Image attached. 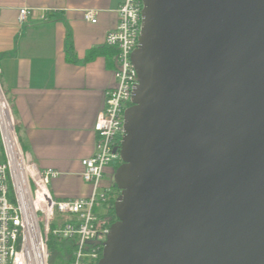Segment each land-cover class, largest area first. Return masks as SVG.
<instances>
[{"label":"water","instance_id":"obj_1","mask_svg":"<svg viewBox=\"0 0 264 264\" xmlns=\"http://www.w3.org/2000/svg\"><path fill=\"white\" fill-rule=\"evenodd\" d=\"M98 264H264V0H142Z\"/></svg>","mask_w":264,"mask_h":264},{"label":"crops","instance_id":"obj_2","mask_svg":"<svg viewBox=\"0 0 264 264\" xmlns=\"http://www.w3.org/2000/svg\"><path fill=\"white\" fill-rule=\"evenodd\" d=\"M124 1L0 0V84L23 150L40 170L63 174L50 186L60 200L90 191L81 162L94 154L93 124L115 83L116 50L104 42ZM20 8L29 12L23 25ZM86 11L95 12V24Z\"/></svg>","mask_w":264,"mask_h":264},{"label":"built area","instance_id":"obj_3","mask_svg":"<svg viewBox=\"0 0 264 264\" xmlns=\"http://www.w3.org/2000/svg\"><path fill=\"white\" fill-rule=\"evenodd\" d=\"M141 12L142 0H125L117 10L116 27L105 38L104 44L116 50L117 68L114 86L106 91L93 124L94 154L81 162L80 178L90 186L87 197L60 200L52 194L51 183L63 174L40 170L23 150L0 84V264H50L51 240L67 246L65 264H98L101 259L110 226L106 214H97L96 207L107 203L112 181L104 182L106 169L121 163L118 147L124 111L137 85L131 54L138 45ZM28 14L27 8L19 9L20 25L27 23ZM95 16L93 11L84 12V19L92 24Z\"/></svg>","mask_w":264,"mask_h":264},{"label":"trees","instance_id":"obj_4","mask_svg":"<svg viewBox=\"0 0 264 264\" xmlns=\"http://www.w3.org/2000/svg\"><path fill=\"white\" fill-rule=\"evenodd\" d=\"M112 49H113V48H112ZM90 54H91V53H90ZM119 140H121V137L119 138ZM120 164H121V163H119V162L114 163V164H113V166H114V170L117 169V168L120 166ZM113 188L118 192V194L116 195V196H118V195H119V191L117 190L116 186L114 185ZM116 198H117V197H114V198H112L110 201H107V204H108V206L110 207V211L112 212V214H113L114 216H115V214H114V208H113V206H114V202H115ZM115 218H116V217H115ZM116 220H117V219H115V221H116ZM115 221H108V225L111 226ZM57 245H59L58 248L63 249V252L67 250V246L65 245L64 242H62V241H57V240H51L49 247H50V250H52L53 253L56 252V254H58V255H60V254L62 253V252L58 253V250L56 251V248H57V247H55V246H57Z\"/></svg>","mask_w":264,"mask_h":264},{"label":"rangeland","instance_id":"obj_5","mask_svg":"<svg viewBox=\"0 0 264 264\" xmlns=\"http://www.w3.org/2000/svg\"><path fill=\"white\" fill-rule=\"evenodd\" d=\"M0 162H2V158L0 156ZM108 204H104V203H99L96 207V213L101 215V216H104L107 212V209H108ZM57 247L56 248V251L58 250V253L62 252L60 255L53 253L52 250H50V254H51V260H50V264H65L64 260H63V255H64V252H63V249L61 248H58L59 245L55 246Z\"/></svg>","mask_w":264,"mask_h":264},{"label":"flooded vegetation","instance_id":"obj_6","mask_svg":"<svg viewBox=\"0 0 264 264\" xmlns=\"http://www.w3.org/2000/svg\"><path fill=\"white\" fill-rule=\"evenodd\" d=\"M113 186H114L113 183L110 184V191H109V194H108L107 201H110L114 197H118V196H116L118 194V192L113 188ZM105 216H106L107 221H115V219H116L115 216L110 211V207H108Z\"/></svg>","mask_w":264,"mask_h":264}]
</instances>
